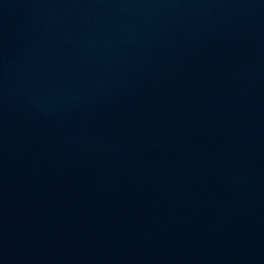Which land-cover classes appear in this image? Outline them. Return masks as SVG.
I'll use <instances>...</instances> for the list:
<instances>
[{
  "label": "water",
  "instance_id": "95a60500",
  "mask_svg": "<svg viewBox=\"0 0 264 264\" xmlns=\"http://www.w3.org/2000/svg\"><path fill=\"white\" fill-rule=\"evenodd\" d=\"M0 264H264V0H0Z\"/></svg>",
  "mask_w": 264,
  "mask_h": 264
}]
</instances>
